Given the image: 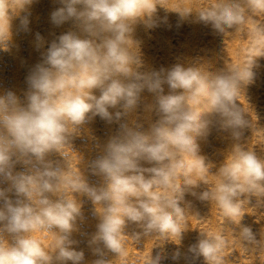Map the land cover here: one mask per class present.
Here are the masks:
<instances>
[{
  "label": "clouds",
  "instance_id": "1",
  "mask_svg": "<svg viewBox=\"0 0 264 264\" xmlns=\"http://www.w3.org/2000/svg\"><path fill=\"white\" fill-rule=\"evenodd\" d=\"M60 2L63 6L52 13L53 23L73 21L79 33L68 31L51 43L28 77L25 104L12 92L0 95V177L10 182V188H0V264H80L83 252L72 247L71 239L82 215L77 194L92 201L99 218L92 243L103 248L95 249L101 258L93 264H111L103 258L104 249L123 255L129 224L142 229L134 234L137 239L157 234L180 241L186 192L214 203L226 221L239 226L241 241L258 245L241 220L246 198H264V159L239 143L240 130L249 122L237 104L242 86L253 79L255 58L218 72L176 65L165 75L164 70L141 73L142 55L132 33L137 23L152 26L156 0ZM30 3L21 0L19 11ZM13 6L14 0H0V20L9 18L7 32L0 27V47L9 40ZM177 12L184 17L192 13ZM196 14L226 34L250 17L264 15V0H211ZM21 23L26 26L27 18ZM262 42L264 24H258L253 43ZM164 84L169 94H163ZM144 90L156 95L158 119L147 130L122 124L91 163L103 184L90 186L83 174L69 169L64 148L88 119L119 121L136 108ZM201 99L208 108L197 112L194 104ZM118 106L123 111H110ZM212 117L231 129L237 141L216 174L209 173L198 143L207 136ZM52 153H58L62 163L49 160ZM21 163L28 171H15ZM194 170L199 171L198 181L192 178ZM209 175L214 183H209ZM202 185L207 187L194 191ZM36 232L54 235V247L46 250L34 237ZM227 243L222 233H201L189 251L206 264H223ZM160 259L159 254L151 256L149 264H160Z\"/></svg>",
  "mask_w": 264,
  "mask_h": 264
},
{
  "label": "rangeland",
  "instance_id": "2",
  "mask_svg": "<svg viewBox=\"0 0 264 264\" xmlns=\"http://www.w3.org/2000/svg\"><path fill=\"white\" fill-rule=\"evenodd\" d=\"M210 2L211 0H156L158 5L152 26L137 23L132 33L143 61L138 70L141 73L164 70L161 74L165 75L174 66L182 65L200 66L211 72H218L229 65L243 66L255 58L253 79L242 86L237 98V104L249 122V126L240 130L242 136L239 143L264 159V42L259 46L253 43L255 28L258 24H264V15L250 17L238 30L232 28L226 34L219 33L211 24L200 21L196 14ZM21 6V0H14L10 12L9 40L5 47H0V95L12 92L25 104L30 90L28 77L42 63L43 55L51 43L68 31L79 33V28L73 21L59 26L53 23L52 13L63 6L60 0H31L30 4L19 11ZM184 9H190L192 13L184 17L177 12ZM25 17L26 26L21 23ZM8 26L9 18L0 20V27L5 32ZM37 34L41 39H37ZM163 89V94H169L167 84L163 85ZM156 104V95L144 90L136 108L126 112L119 121L109 123L99 116L86 120L79 126L71 145L63 150L67 155L69 169L73 173L83 174L90 186L100 187L103 180L93 173L92 161L103 154L105 145L121 131L122 124L130 127L139 125L140 130H147L158 119ZM194 107L197 112H203L208 105L201 99ZM110 111L123 110L118 106ZM211 119L207 136L198 139V143L200 154L210 165L209 173L216 174L237 141L233 139L231 129L223 127L218 117ZM48 159L53 162L63 161L58 153L50 154ZM15 171H28V166L17 164ZM192 178L199 180L198 170H194ZM208 180L210 184L214 183L215 177L209 175ZM206 187L202 185L194 191L199 193ZM0 188H10V182L0 177ZM7 195L15 198L13 192H8ZM77 198L82 204V215L77 219L75 230L71 234V239L75 241L72 247L83 252L80 264H93L101 258L95 249L103 248L102 244L92 243L99 218L95 206L87 196L77 194ZM182 206L185 207L182 224L185 231L180 241L178 237L170 240L157 234L137 239L134 234L141 233L142 229L129 224L123 237V255L117 257L115 253L104 249L103 258L111 261V264H149L151 256L159 254L160 264H206L202 256L189 251L190 247L197 243L201 233H222L228 242L223 252V264H264V198H246L242 209L245 215L241 225L252 229L256 240L260 241L258 245L241 241L238 236L239 226L226 221L214 203L201 201L197 196L186 192ZM33 235L46 250L54 247V235L40 232ZM67 264H71V261Z\"/></svg>",
  "mask_w": 264,
  "mask_h": 264
}]
</instances>
